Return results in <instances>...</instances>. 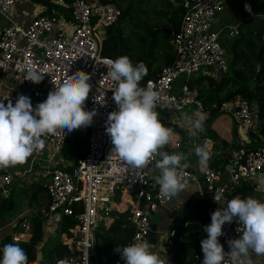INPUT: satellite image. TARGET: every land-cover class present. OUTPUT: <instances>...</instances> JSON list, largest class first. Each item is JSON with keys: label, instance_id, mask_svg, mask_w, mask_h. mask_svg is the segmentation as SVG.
Instances as JSON below:
<instances>
[{"label": "built area", "instance_id": "built-area-1", "mask_svg": "<svg viewBox=\"0 0 264 264\" xmlns=\"http://www.w3.org/2000/svg\"><path fill=\"white\" fill-rule=\"evenodd\" d=\"M40 1L46 7L39 5L29 22L20 25L12 16H8V11L24 0H0V15L6 22L0 30V75L11 84L10 92L0 91V101L7 105L11 100L15 105L17 97L24 95L30 97L35 108L72 73L83 71L90 75L88 82L92 89L84 108L86 111H96L92 123L70 133L65 129V133L58 130L56 134L47 135L44 148L30 157V168L26 174L31 172L32 164L37 160L43 162L44 171L48 173L46 191L49 204L42 225L43 237L52 230L53 220L60 222L63 217H72L74 223L61 240L69 250V254L63 258L72 259L74 264H97L95 227L100 219L104 222L114 219L113 212L119 213L116 207L118 200L127 196L133 201L128 210V219L133 228L126 243L128 245L134 241L148 242L149 216L171 199L160 193L156 183L159 171L154 166L155 161L147 165L139 177L134 171H128L117 156L110 158L114 145L106 132V121L109 114L117 110V105L112 91L115 85L105 78L108 68L104 62L110 58L102 56L100 52L105 30L117 21L120 10L112 2L100 3L98 0ZM182 9L178 27L170 33L173 60L163 66L156 76L146 78L141 85L146 86L151 81L160 92L162 100L156 111L161 119L165 118V114L180 113L190 106L196 111H204L197 90L184 83L190 80L191 74H194L193 77L216 79L226 76L228 71L224 48L218 41L217 33L212 30L220 11L218 0H184ZM236 33L234 28L229 32L230 36ZM32 67L44 74L39 84L25 80L28 69ZM179 76H183L184 81L180 91L174 92L172 84ZM218 111L229 112L234 125L248 133L251 114L249 103L241 94L222 102ZM76 132L86 134L84 154L75 162H66L62 168L56 167L64 145ZM174 134L172 143L162 149L169 154L176 153L182 143L179 135ZM205 142L210 144L206 138L202 144ZM260 142L264 144V138ZM261 147L232 149L228 155L229 177L225 183L219 182L221 170L218 167L201 169L191 165L186 169L189 180L187 187L194 186L207 198L206 218L198 225L199 233L205 238V228L211 223V214L232 199L230 190L241 181L250 182L257 173L264 171V149ZM192 177H195V181ZM11 183L10 173L0 169L1 197L9 195ZM221 188L224 190L222 199L215 202L213 196ZM20 226L24 232L27 230L23 222ZM239 227L243 228L235 220L223 226L224 234L218 239L226 253L230 252L227 241L239 238ZM24 232L13 235L11 241H23ZM174 233V229L168 230L166 243L171 242ZM58 260L53 264H57ZM223 264H232L231 257L226 255Z\"/></svg>", "mask_w": 264, "mask_h": 264}, {"label": "clouds", "instance_id": "clouds-1", "mask_svg": "<svg viewBox=\"0 0 264 264\" xmlns=\"http://www.w3.org/2000/svg\"><path fill=\"white\" fill-rule=\"evenodd\" d=\"M252 13L249 4L244 5ZM108 68L105 78L114 83L113 99L117 110L111 112L106 121V132L114 145L113 154L140 177L142 170L155 161L159 175L156 183L165 198L177 197L189 183V154L177 152L169 154L162 149L172 143L174 131L166 127L160 113L156 111L162 97L151 81L146 86L140 82L148 75L144 62L133 64L128 56L115 60L106 59ZM44 78L41 70L29 68L25 80L39 84ZM90 75L77 71L68 76L59 86L48 93L47 99L35 106L30 97L20 95L15 105L8 100L0 101V168L25 164L28 159L44 148L45 137L57 131L72 132L81 126L90 125L96 111H86L85 102L92 85ZM98 99V98H97ZM195 117V118H194ZM181 119L197 132L203 129L206 114L196 111L183 113ZM201 169H207L211 159L209 143L194 148ZM159 156V159L156 157ZM195 181V177L191 178ZM264 183V181H262ZM223 189H217L213 199L221 201ZM236 221L239 227L238 239L227 241L230 252L224 251L219 237L224 233L226 223ZM207 238L201 240L202 264H223L225 256L232 264H255L252 254L264 257V202L254 197L241 198L239 195L227 200L223 206L211 214V223L206 226ZM148 242L134 241L123 247H116L124 264H168V260L152 251ZM88 258V252H87ZM0 264H30L28 255L19 243H8L2 249ZM57 264H74L70 258H63Z\"/></svg>", "mask_w": 264, "mask_h": 264}, {"label": "crops", "instance_id": "crops-1", "mask_svg": "<svg viewBox=\"0 0 264 264\" xmlns=\"http://www.w3.org/2000/svg\"><path fill=\"white\" fill-rule=\"evenodd\" d=\"M161 1H165L169 5V7L177 8L180 5V0ZM218 2L220 4V11L218 13V20L212 26V30L217 33L218 41L224 48V53L228 64V71L226 76H228L231 73V70L229 69L230 63L231 67L233 66L238 70H241L246 63V57H249L251 55L248 51H256L257 53L260 52L261 48H264V0H218ZM245 4H249L251 6V14L245 10ZM39 5H43L46 7L45 4L40 3V0H31L29 2L24 0V2H22L21 4H15L13 7H11L8 11V16L11 17L14 14H19V18L15 22L20 25H26L31 17L38 11ZM16 11H18V13ZM169 12L170 11H168V13ZM168 13L166 15H168ZM166 15H163L162 18H165ZM5 24L6 22L4 17L0 15V30L5 26ZM151 27L154 28V26ZM165 28L170 29L168 32L169 35L172 31H174L171 27H168L166 23ZM233 28L237 31V33L235 36H230L229 32ZM155 32L156 31H154L153 34ZM236 46L238 47V50H244L245 55H247L243 57V61H241V63H239L237 61L238 59H236L237 50L236 52L234 50ZM163 66H165L163 62L158 63V69L162 68ZM259 71L261 73L263 70ZM195 78L198 77H193L192 80ZM202 78H207V76H203ZM220 78L212 79L217 80ZM205 85L206 84L204 81L200 83V87L202 88V90L206 89ZM251 86L252 85H250V87ZM10 88V82L0 75V91L10 92ZM211 90L212 89L209 88L204 92L211 93ZM248 103L251 114V126L249 127V131L253 133V137L254 139H256V145L258 144L259 146H262L261 148L264 149V144L260 142V139L264 138L263 133H260L262 120L258 118L256 102L252 100ZM194 112H196V110H194L193 107L190 106L183 112L176 113L175 115L165 114V118L161 120L163 124L168 128L169 126H174L179 132L185 130L187 134L184 132L182 133L186 134L187 136H195L201 134L204 131L206 122L210 118H212L210 127L204 137L196 140H185L179 136L182 143L177 152H184L186 154H189L188 163L195 167H199L198 157L195 155L194 148L197 145H201L203 139H208L210 141L209 147L211 152V159L209 161L208 167L220 168L221 176L219 182L225 183L227 182V179L229 177V152L232 149L237 148V146L233 144L231 139L232 128L234 125L231 115L226 111H217L213 114L209 113L208 111H203V113L206 114V119L203 124V129L197 132L188 123H183V120L181 119L183 113L193 114ZM178 126H180L181 129ZM249 131L245 134L240 128L235 126L236 139L248 145V140H253L249 137ZM85 148L83 149L84 152ZM60 157L61 160H58V165H56V167L62 168L63 166H65L66 162H70V160L65 159L62 155H60ZM29 162H31L30 158L23 165H17L15 167L9 168H0L10 173L13 180L10 190H8L9 195L6 198L0 196V242H2L4 238H8L9 241L12 242L11 237L13 235L18 236L19 234L23 233V228L20 226V223L22 222L27 226V230L24 232L25 235L22 242H26L27 240H29L31 236V217L34 215H40L42 217L40 229L41 234L39 242L35 245L36 256L34 263L51 264L50 259L53 258V248L56 244L64 245L69 254L67 246L63 244L61 240L66 236V234L68 233V229H70L71 226L68 227L67 230H62V219L60 220V222L57 219L53 220L51 223L52 230L48 233L46 232V235L43 237L42 225L45 220V211L49 204V197L46 191L48 173L44 171L43 162L37 160L32 164L33 167H31V172L29 174H26L27 170L30 168ZM262 181H264V171L257 173L250 182L241 181L240 183L235 185L231 189L232 191L230 190L231 193L233 192V195L231 197L233 198L239 195L241 198H246L251 196L264 202V183H262ZM194 192H197L199 195H204L203 192L199 193L194 186H189L177 197L171 198L169 202L165 203L162 206H159L157 210L153 214H151V218H154V221H152L150 218V224L154 226L155 230L154 236L152 238L153 242L148 241V243L153 245L152 251L157 252L162 259L168 260V264L171 263L167 257V253L174 243V240L178 239L181 233V229H176V226H178L182 222V208L189 199V196ZM132 202L133 201H131L127 196H124L122 200L117 201L116 207L119 209V214L125 213L127 222L118 228V240L115 236L113 237L112 241L110 234H107L105 237L101 238V240H96V245L98 246V244L101 243V247L103 248L101 249L97 264H124V261L121 259L120 254L115 252V248L123 247L120 240L126 238L129 233H131L132 235L133 228L128 219V210L130 203ZM6 203L8 205L2 206ZM109 224L110 222H104L103 219H100L98 222V225H100L104 231L108 229ZM195 224L199 225L198 223ZM195 224H193V226ZM183 225L185 226L187 225V223L183 222ZM169 229H174L176 230V232L171 237V242L168 244L165 242V240ZM131 235L129 236V238L131 237ZM202 239L206 238L204 236L198 238L196 249L193 247L195 240L192 242V253L188 252L187 254L179 256V260L182 262V264H202ZM252 258L255 260V264H264V257L257 258L256 254H252Z\"/></svg>", "mask_w": 264, "mask_h": 264}, {"label": "trees", "instance_id": "trees-1", "mask_svg": "<svg viewBox=\"0 0 264 264\" xmlns=\"http://www.w3.org/2000/svg\"><path fill=\"white\" fill-rule=\"evenodd\" d=\"M184 0H180L179 7L173 9L165 16L166 25L171 27L174 31L177 29L180 16L182 14V2ZM100 3L112 2L114 5L120 10V15L118 20L112 25L108 26L105 30V36L102 41L101 46V55L104 57H108L110 59L115 60L120 56H128L133 64L138 62H144L148 68V75L145 78H153L160 71L158 69V63L163 62L165 65H168L173 60L174 54L170 46L171 36L168 34L169 28H165L164 32L160 33L159 42H155L154 39L158 37L154 33L153 37L150 38V44L147 46V52L142 54H136L132 47H130L126 39L122 37V32L117 26V23L120 19H123L125 15L130 17L132 13V4L129 0H98ZM121 3L125 4V7H121ZM154 18V17H148ZM153 29L150 27L147 29V33ZM149 39V40H150ZM236 52V59L239 63L243 61V57L245 55L244 50H238L236 46L234 48ZM247 50V49H246ZM248 51V50H247ZM250 56L246 57V63L241 70H238L235 67H230L231 73L228 76H223L220 79L214 80L212 78H202L198 77L193 80L185 81L184 83L189 88H196L198 93V98L200 99L203 110L208 111L213 114L218 111L219 105L224 101H229L236 94H241L248 102L254 100L257 105V115L258 118L262 120V127L260 129V133H263L264 136V48L260 49V52H252L251 50ZM258 54V55H256ZM233 62V61H232ZM247 64V65H246ZM256 70H263L258 77L254 80V75L256 74ZM205 82L206 89L202 90L200 87L201 82ZM250 85H252L250 87ZM211 88L212 92L205 93L204 91ZM253 133L249 131V137L253 140H248V147L255 148L259 145H256V139L253 137ZM86 143V134L85 132H77L70 141H68L61 152V155L65 159H69L70 161L75 162L78 158H80L84 151ZM260 143V142H259ZM232 191V190H231ZM233 193V192H232ZM231 192L230 197L233 195ZM205 195H199L197 192L192 193L189 196L186 204L182 208V222L176 226V229H181V233L178 239L174 240V243L170 247V250L167 253V257L171 264H182L179 260L180 255L187 254L188 252L192 253V242L194 241L193 247L196 249L198 238L202 236L199 233V228L194 227L193 224L198 223L201 224L206 218V204L207 198ZM232 198V197H231ZM7 203L2 205L6 206ZM77 212V208L74 209ZM114 219L110 222L109 227L104 233H99L100 239L105 237L107 234H110L112 238L116 236L117 240L119 235L118 228L125 224L127 221L126 214H119L113 212ZM41 216L34 215L31 217V236L29 240L26 242L18 241L19 245L25 249L30 264H35V245L40 240L41 234ZM62 230H67L70 227L74 220L72 217H63L62 219ZM183 222L187 223V225H183ZM176 232V230H174ZM129 235L121 241V244L125 246L129 239ZM103 241V240H102ZM12 243L8 238H4L2 242H0V257H2V249L4 245ZM97 246V245H96ZM101 243L96 247L97 257L99 259V255L101 253ZM54 255L53 258L50 259L51 264L55 260L61 259L68 255V252L64 245L56 244L53 248ZM98 262V260H97Z\"/></svg>", "mask_w": 264, "mask_h": 264}, {"label": "rangeland", "instance_id": "rangeland-1", "mask_svg": "<svg viewBox=\"0 0 264 264\" xmlns=\"http://www.w3.org/2000/svg\"><path fill=\"white\" fill-rule=\"evenodd\" d=\"M129 2L132 4L131 9L133 11L130 14V17L125 15L123 19H120L117 23V26L122 32V37L126 39L127 44L133 48L136 54L146 53L148 48L147 46L150 44L151 41L150 38H152L154 35L153 34L151 36L150 34L156 31L155 33H157L156 35L158 37H156L154 41H160L159 36L161 32H164L166 23L162 16L166 15L168 11L173 10L175 7H169V5L165 1L161 0H129ZM40 3L43 4L41 1ZM120 5L121 7H125V4L123 3H121ZM16 12L18 13V11ZM18 15L19 14H14L12 15V18L16 21L19 18ZM151 26H154V28L147 33V29H149ZM193 76L194 74H191L189 76V79L192 80ZM183 80L184 77L179 76L173 82L172 85L174 92L180 91V87ZM189 115H191V113ZM183 123L187 124V122L185 121H183ZM178 127L180 128V126ZM182 132L187 134L185 130H182ZM151 220L154 221V218H151ZM99 233H104V230L101 228L100 225L97 224V226L95 227L97 241L100 239Z\"/></svg>", "mask_w": 264, "mask_h": 264}, {"label": "water", "instance_id": "water-1", "mask_svg": "<svg viewBox=\"0 0 264 264\" xmlns=\"http://www.w3.org/2000/svg\"><path fill=\"white\" fill-rule=\"evenodd\" d=\"M165 31V30H164ZM166 32V31H165ZM151 36L153 35V32L150 34ZM260 73V71L258 70L256 72V75H255V79L257 78L258 74ZM146 78H144L145 80ZM143 80V81H144ZM143 81L140 82V85H142ZM211 121H212V118H210L207 122H206V125H205V128H204V131L201 133V134H198V135H195V136H187L186 134L182 133V132H179L174 126H169V128L173 129V131H175L182 139H185V140H196V139H200L202 137H204L210 127V124H211ZM231 139H232V142L235 146L237 147H247L248 145L244 142H240L236 139V136H235V125H233V128H232V133H231ZM152 215L149 216V219L151 218ZM194 226H197V224H195ZM149 228H150V232H149V236H148V241L149 242H153L152 238L154 236V226L153 225H149Z\"/></svg>", "mask_w": 264, "mask_h": 264}]
</instances>
